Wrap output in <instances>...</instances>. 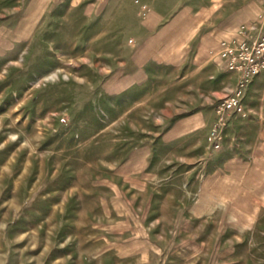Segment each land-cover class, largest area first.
Here are the masks:
<instances>
[{"label":"rangeland","instance_id":"obj_1","mask_svg":"<svg viewBox=\"0 0 264 264\" xmlns=\"http://www.w3.org/2000/svg\"><path fill=\"white\" fill-rule=\"evenodd\" d=\"M262 1L190 4L216 46L258 38ZM114 2L109 20L99 0H0V264H264V98L248 93L215 149V106L238 82L225 66L210 79L160 67L107 93L141 25ZM197 109L203 133L161 140Z\"/></svg>","mask_w":264,"mask_h":264},{"label":"crops","instance_id":"obj_2","mask_svg":"<svg viewBox=\"0 0 264 264\" xmlns=\"http://www.w3.org/2000/svg\"><path fill=\"white\" fill-rule=\"evenodd\" d=\"M57 2L81 4L84 0H29L31 7L39 3L55 4ZM114 3V0H99L100 6L104 5L105 7L97 14V19H117L111 15L107 17L105 11L108 5ZM125 3L133 14L132 19L138 20L141 25L139 29L129 33V35L138 38L136 39L137 44L125 64L124 71L117 77L109 79L105 84L104 89L107 93L119 95L128 93L131 89H142L143 85L147 83L148 76L152 74L153 70L160 67L170 68L171 66L180 70H194L193 74H204L206 79L214 77L219 71H225L223 69L225 63L220 58L214 60L215 56H211V52L220 49V44L214 46L212 29L203 30L199 25L202 15L199 16L193 12L191 0H125ZM144 7L148 8L146 17H143ZM32 13L30 12V15ZM211 14V12L209 15L206 14V21L213 19ZM190 52H192V57L188 59ZM168 54L174 56L166 60ZM218 61L222 67H218L216 64ZM182 74L180 73V82L183 79ZM233 74L236 76L235 73ZM198 89L196 88L194 95L189 97L190 100L199 101ZM262 90H264V72L254 80L250 87V91H254L253 99L262 100V97L264 98ZM174 95H176L173 98L175 101L185 99L182 92L176 94L175 91ZM204 98L211 100V94L209 93L207 96L205 93ZM248 99H250L249 96L247 101H249ZM245 106L248 108L247 102ZM257 108L258 106L251 108V112H258ZM174 115L177 118L167 126L161 139L172 144L203 133L208 121H211L209 114L202 109L187 113H174Z\"/></svg>","mask_w":264,"mask_h":264},{"label":"built area","instance_id":"obj_3","mask_svg":"<svg viewBox=\"0 0 264 264\" xmlns=\"http://www.w3.org/2000/svg\"><path fill=\"white\" fill-rule=\"evenodd\" d=\"M264 17V0L262 1ZM148 8L144 7L143 17L147 16ZM227 70L238 74L237 85L230 95L223 98L215 106L216 121L209 139L215 149L221 147L222 134L226 124L234 115L245 114V100L254 80L264 72V31L258 38L247 40L223 41L220 49L215 52Z\"/></svg>","mask_w":264,"mask_h":264}]
</instances>
